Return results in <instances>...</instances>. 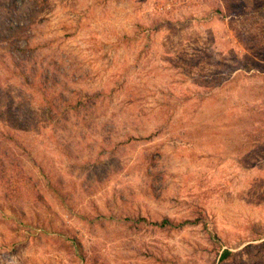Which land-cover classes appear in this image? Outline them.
Returning a JSON list of instances; mask_svg holds the SVG:
<instances>
[{
	"label": "rangeland",
	"instance_id": "1",
	"mask_svg": "<svg viewBox=\"0 0 264 264\" xmlns=\"http://www.w3.org/2000/svg\"><path fill=\"white\" fill-rule=\"evenodd\" d=\"M261 113L264 0H0V264H264Z\"/></svg>",
	"mask_w": 264,
	"mask_h": 264
},
{
	"label": "trees",
	"instance_id": "2",
	"mask_svg": "<svg viewBox=\"0 0 264 264\" xmlns=\"http://www.w3.org/2000/svg\"><path fill=\"white\" fill-rule=\"evenodd\" d=\"M248 66H250L249 64H248ZM262 114V113H261ZM256 121L259 123V124H262V123H264V116H263V114L262 115H256ZM198 218V222L199 223H201L202 225H203V227L205 228V229H207L208 231H210V232H212L211 231V229L209 228V227H207V221H206V219H205V217H202L201 215L199 216V217H197ZM167 221H163V223L165 224ZM210 236H211V239H212V241H214V243L216 244H218V237L215 235V233H210ZM231 255H233V253H232V251H230V250H228V249H223L220 253H219V255H218V263H223V262H225L226 260H228L230 257H231Z\"/></svg>",
	"mask_w": 264,
	"mask_h": 264
}]
</instances>
